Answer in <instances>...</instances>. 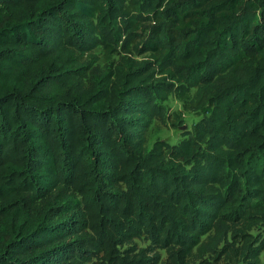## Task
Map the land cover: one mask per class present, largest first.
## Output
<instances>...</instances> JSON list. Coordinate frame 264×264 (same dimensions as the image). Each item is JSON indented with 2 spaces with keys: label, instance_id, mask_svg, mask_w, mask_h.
<instances>
[{
  "label": "trees",
  "instance_id": "1",
  "mask_svg": "<svg viewBox=\"0 0 264 264\" xmlns=\"http://www.w3.org/2000/svg\"><path fill=\"white\" fill-rule=\"evenodd\" d=\"M263 227L264 0H0V264H261Z\"/></svg>",
  "mask_w": 264,
  "mask_h": 264
},
{
  "label": "rangeland",
  "instance_id": "2",
  "mask_svg": "<svg viewBox=\"0 0 264 264\" xmlns=\"http://www.w3.org/2000/svg\"><path fill=\"white\" fill-rule=\"evenodd\" d=\"M96 53H99V64L103 65L106 62L104 56L101 54V51L97 48L95 50ZM145 56L139 55L138 58ZM194 89H191L190 93L185 99H179L174 95H169L168 98L164 101V104L167 107V112L170 115V119L163 123L158 120H154L148 130V147H151L154 141L156 140H164L168 143H177L179 142L185 135V133L191 130L192 125L197 122L201 118L202 110L198 107L195 97H194ZM174 114V118H172ZM264 228V227H263ZM253 233H258L259 235L262 233L264 236V231L256 230ZM141 245L142 243L139 242ZM162 258L165 256L163 252H161ZM164 261V260H160ZM198 262V261H197ZM209 264H228L227 260H218L211 261ZM260 263L264 264V252L260 254ZM91 264V263H89ZM162 264V263H159ZM207 264V263H201Z\"/></svg>",
  "mask_w": 264,
  "mask_h": 264
}]
</instances>
